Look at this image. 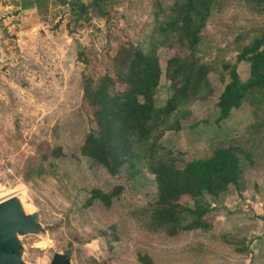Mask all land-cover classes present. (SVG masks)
<instances>
[{
	"label": "rangeland",
	"instance_id": "1",
	"mask_svg": "<svg viewBox=\"0 0 264 264\" xmlns=\"http://www.w3.org/2000/svg\"><path fill=\"white\" fill-rule=\"evenodd\" d=\"M25 1L0 0V200L19 194L41 211L44 227L22 238L25 259L50 264L55 251H68L74 264H145L140 254L151 264H264V87L227 118H219L217 106L228 78L224 64L243 80L250 76L248 61L238 55L264 32V5L217 0L193 51L175 36L158 46L157 106L188 74L171 79V57H195L207 75L178 96L173 113L152 122L148 137L134 139L133 160L112 174L80 150L94 125L83 75L97 79L111 69L122 45L149 50L154 37L162 38L158 25L174 0H106V15L92 9L80 19L59 0L32 7ZM222 145L242 150L241 181L217 196L180 198L184 206L206 209L208 226L175 235L154 227L153 166L184 168ZM116 187L110 205L89 203L93 188Z\"/></svg>",
	"mask_w": 264,
	"mask_h": 264
},
{
	"label": "trees",
	"instance_id": "2",
	"mask_svg": "<svg viewBox=\"0 0 264 264\" xmlns=\"http://www.w3.org/2000/svg\"><path fill=\"white\" fill-rule=\"evenodd\" d=\"M35 1L26 0L23 6H39L48 0ZM59 1L69 5L76 19L87 16L92 9L99 14H107L103 7L106 0ZM256 1L264 5V0ZM216 2L174 0L158 25L162 38L154 37L149 50H144L138 44L122 45L114 57L113 67L106 69L103 75L94 79L84 73V98L92 108L91 121L94 125L89 128L81 145L83 155L102 164L110 173H117L123 165L133 160L134 139L148 137L152 122L160 116L167 117L173 113L177 108L178 96H185L199 86L201 79L207 75V68L198 64L195 57L183 59L175 55L169 60V77L173 79L177 74H188L166 104L157 106L155 94L162 77L157 48L175 36L180 45L193 51L200 42L201 32ZM238 58L248 61L250 76L243 80L235 66L224 64L228 78L217 102L220 119L227 118L251 93L264 87V32L245 45ZM113 68L112 74L110 70ZM241 152L234 145H222L217 146L208 157L189 161L184 168L166 162L156 163L153 172L158 198L151 213L154 227H164L168 235H175L179 229L208 226L204 218L206 209L184 206L180 198L183 195L197 197L204 193L217 196L230 186L237 185L242 179ZM54 154L57 157L62 155L61 148L56 149ZM119 192L120 187L109 192L93 188L89 203L98 199L110 205ZM189 214L195 216L190 220ZM138 258L145 264H151L146 254H140Z\"/></svg>",
	"mask_w": 264,
	"mask_h": 264
},
{
	"label": "water",
	"instance_id": "3",
	"mask_svg": "<svg viewBox=\"0 0 264 264\" xmlns=\"http://www.w3.org/2000/svg\"><path fill=\"white\" fill-rule=\"evenodd\" d=\"M44 231L40 210L19 194L0 200V264H34L25 259L23 237ZM50 264H74L68 251H55Z\"/></svg>",
	"mask_w": 264,
	"mask_h": 264
},
{
	"label": "bare ground",
	"instance_id": "4",
	"mask_svg": "<svg viewBox=\"0 0 264 264\" xmlns=\"http://www.w3.org/2000/svg\"><path fill=\"white\" fill-rule=\"evenodd\" d=\"M26 199V198H25Z\"/></svg>",
	"mask_w": 264,
	"mask_h": 264
}]
</instances>
